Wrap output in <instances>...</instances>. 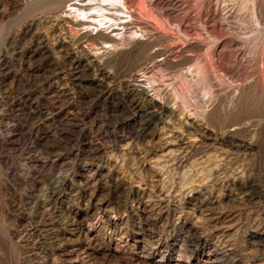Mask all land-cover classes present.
<instances>
[{"label": "rangeland", "instance_id": "obj_1", "mask_svg": "<svg viewBox=\"0 0 264 264\" xmlns=\"http://www.w3.org/2000/svg\"><path fill=\"white\" fill-rule=\"evenodd\" d=\"M22 1L13 7L0 0V264H264V0L108 1L112 17L123 3L127 8L119 10L126 29L117 44L126 53L107 80L79 62L90 40L54 46L65 30L55 29L53 10L71 0ZM99 42L92 52L109 50ZM135 43L167 50L160 67L145 63L156 86L206 117L210 129L236 128L228 135L254 149L206 143L201 132L175 128L189 138L190 159L159 173L154 162L180 147L164 145L172 133L141 141L134 135L146 127L142 104L124 84ZM218 163L220 180L203 185L197 197L175 198L183 173L198 179ZM66 177L74 191L60 180ZM57 202L79 211L90 204L84 232L69 211L55 209ZM179 215L198 225L197 234H180ZM111 239L113 248H102Z\"/></svg>", "mask_w": 264, "mask_h": 264}, {"label": "bare ground", "instance_id": "obj_2", "mask_svg": "<svg viewBox=\"0 0 264 264\" xmlns=\"http://www.w3.org/2000/svg\"><path fill=\"white\" fill-rule=\"evenodd\" d=\"M10 2V4L13 7H16L18 5V3L20 2V0H7ZM22 1V0H21ZM60 1V0H59ZM107 2V3H104ZM111 2L110 0H71L69 5H66L65 8L63 9V6H59V4H61L59 2L58 6L56 9L53 10L54 12V17L55 19V25L54 27H56V30L59 31H64V36H58L56 42L54 43V46L60 49H71V47L74 46V44H78L80 43L83 39L86 40H90L91 42H88L89 45H85L82 47L81 50V56H79V62H82L84 59L93 64L95 67V70L98 71V74L102 77V79H108L110 77H114V72H113V68L115 67L117 60L121 57L123 53H126L125 50H120L117 47V44L120 42V39H122V36L124 35L125 32H123L122 30L126 29V26H122V23L125 22L120 15L118 16L119 10L122 6L126 7V4L123 3V5L121 7H117V9L119 8V10L116 12V17L115 16H110L112 14H110V12L108 11L109 8L106 6H110V4L108 3ZM117 1V0H116ZM23 2V1H22ZM67 2V0H66ZM66 2L64 3V5L66 4ZM51 3V0H50ZM121 4V3H120ZM45 6V5H44ZM47 6V5H46ZM56 6V5H54ZM116 7V6H115ZM52 8V7H51ZM95 8L94 11H92L91 9ZM112 8V7H111ZM110 8V9H111ZM127 8V7H126ZM113 9V8H112ZM121 10L123 12L124 8H121ZM129 11V10H128ZM121 12V11H120ZM122 13V12H121ZM123 14V13H122ZM4 10L0 8V16H4ZM124 16V15H123ZM127 21V19H126ZM53 23V24H54ZM105 23V24H102ZM140 23V22H139ZM51 24V23H50ZM102 24V25H101ZM127 25V24H124ZM141 25V24H140ZM38 26V24H37ZM33 26L28 25L27 29H31ZM75 28L76 31H72L71 28ZM69 28V29H68ZM130 29V28H129ZM60 32V33H61ZM133 32V31H132ZM54 33V32H53ZM63 33V32H62ZM135 33V32H134ZM133 33V34H134ZM55 34V33H54ZM136 34V33H135ZM128 35V34H127ZM131 36V35H130ZM160 36V35H159ZM158 36V37H159ZM132 37V36H131ZM134 39L136 38L135 36H133ZM132 39V38H131ZM137 40V39H136ZM102 41L101 43H103L102 47L105 48H109V50H104L105 52L99 53L97 52H92L93 50H95V48H93L94 46L92 45V42H99ZM134 41V40H133ZM145 41V40H144ZM53 43V42H52ZM100 43V42H99ZM51 44V43H49ZM98 44V43H97ZM139 44V43H138ZM137 43H135V45L133 46L134 48H132V50H129V52L133 51L135 52V57H136V61H134V65L132 66L133 69L132 72L130 73V75L125 79L124 84L127 86V89L130 93V95L133 97L134 100H136L138 102V104H142V115L145 118V126L146 127H140L139 131L134 134L136 139H140V141L142 139L147 138L148 134H153L154 133H158L159 135H161L159 138H161L163 136V134L165 135V133H172L169 134V139L166 140L164 142L165 146H170V145H176L179 146L180 148L177 149H169L168 151H163V153L161 154V156L158 158V160L154 163H156V165L158 166V168L155 167V169H158L159 173H162L163 171H165L164 167H166L168 164L169 165H176L177 167L180 168L181 165H183V163H185L186 160L188 159V155H189V151L185 150V146H187L189 144V141L186 137H178L176 136V133L174 132L175 128H180V130L182 129L183 131L187 132L188 135L198 132V133H202L203 135V141L206 143H212V142H227L228 144L232 145V146H236L238 149L240 150H248V149H254L255 145L251 142H240L237 143V141L235 139H233L231 136L228 135V133H233L235 132L236 128H227L223 133H218L215 130H212L209 128V126H207L205 123V118L206 117H200L198 114L194 112H191L190 108L188 109L186 106H182L181 103L180 105L177 104L176 102V96H173L170 91H167L166 89H163L162 87L156 86V84H154V82H152L150 80V76L149 74L151 73V66L145 65L146 60H152L155 65H158L159 67L164 64V59H162L161 57L163 55L166 54V49H155L153 47V43H145L142 45H138ZM43 47V46H42ZM50 46H46V48L44 47L43 49H49ZM101 47V46H99ZM123 48V47H122ZM93 49V50H92ZM128 52V50H127ZM126 56V55H125ZM118 64V63H117ZM132 64V63H131ZM148 64V63H147ZM204 66V65H203ZM204 69V68H203ZM193 71V69H192ZM193 73V72H192ZM197 73V71H196ZM208 73V72H207ZM198 75V74H197ZM116 76V75H115ZM124 76V75H123ZM100 77V78H101ZM119 78V77H118ZM123 78V77H122ZM210 78V77H209ZM110 80V79H109ZM120 80V79H119ZM122 81V80H121ZM109 83V82H108ZM107 83V84H108ZM112 83V82H110ZM156 83V82H155ZM106 85V84H105ZM257 85V84H256ZM165 86V85H164ZM261 85H259L258 87L260 88ZM104 87V86H103ZM113 87V86H112ZM258 88V89H259ZM262 92H260L261 94H263L264 96V87L260 88ZM244 90V89H243ZM119 90L116 89H109V92L111 95H114L115 93H117ZM245 91V90H244ZM259 92V91H257ZM101 93V92H100ZM244 93V92H243ZM178 95V94H177ZM239 95V94H238ZM262 96V97H263ZM132 99V98H131ZM238 102L237 103H241V97L238 98ZM178 101V100H177ZM236 103V102H235ZM245 103V102H243ZM188 104V103H187ZM237 105V104H236ZM199 106V105H198ZM239 106V105H237ZM140 108V107H139ZM138 108V109H139ZM238 108V107H237ZM116 113V112H115ZM224 114H228V110L227 111H223ZM229 114H230V110H229ZM228 114V115H229ZM141 115V114H140ZM202 115V114H201ZM206 115V114H205ZM142 119V118H141ZM211 120V119H210ZM144 121V119H143ZM144 121V122H145ZM204 121V122H203ZM209 121V120H208ZM212 121V120H211ZM207 122V121H206ZM208 124V122H207ZM222 125V124H221ZM220 126V125H218ZM227 127V125H226ZM235 127V126H234ZM224 128V126H223ZM148 129L152 130L151 133H149ZM169 131V132H168ZM12 132V131H11ZM154 132V133H153ZM183 133V132H182ZM197 133V134H198ZM236 133V132H235ZM233 133V134H235ZM12 134V133H11ZM10 135V133H9ZM187 135V136H188ZM194 135V134H193ZM201 135V134H200ZM231 135V134H230ZM184 136V135H183ZM134 138V137H133ZM142 138V139H141ZM166 139V138H165ZM8 140V139H7ZM86 140L87 143L90 142V144H92L93 138L91 136L88 135L87 132H85L84 134V139ZM152 140V139H151ZM149 140V142L151 141ZM210 141V142H209ZM148 142V141H147ZM221 142V144H222ZM161 144V142H160ZM163 144V143H162ZM163 146V145H161ZM160 147V146H159ZM188 147V146H187ZM193 147V146H192ZM149 148V147H148ZM157 148V146H156ZM155 148V149H156ZM189 148V147H188ZM187 148V149H188ZM159 149V148H158ZM245 151V152H246ZM147 152V151H146ZM192 154V153H191ZM190 154V155H191ZM187 162V161H186ZM189 162V161H188ZM210 162V161H209ZM218 162V161H217ZM124 163V162H123ZM215 163V162H214ZM186 165V163L184 164ZM212 165V163H211ZM172 166V167H173ZM175 166V167H176ZM172 167L170 168V171L172 169ZM176 167V168H177ZM184 167V166H183ZM208 167V166H207ZM224 167V166H223ZM222 164H217L214 165V167H211L210 169H202V175L198 172L199 170H197V172L200 174L199 178H195L193 177V173H189L188 170L186 171V173H183L184 176L182 177L181 181L178 182L179 187L177 188L176 186H174L175 192L176 193L174 196L175 198L178 197V199L180 197L187 199H190L191 196H196L199 195L201 192V188L203 185H205L207 187V183H211L214 181H218L220 180V175L222 173ZM102 168V167H101ZM174 168V167H173ZM182 168V167H181ZM136 169V168H135ZM178 169V168H177ZM176 169V170H177ZM190 169V168H189ZM192 169V167H191ZM199 169V167H198ZM142 170V169H141ZM174 170V169H173ZM179 170V169H178ZM201 170V169H200ZM92 171V170H89ZM95 171V170H94ZM93 171V172H94ZM191 171H194L193 169ZM84 173V172H83ZM169 173V172H168ZM244 173V172H243ZM75 174V173H74ZM85 174V173H84ZM90 174V173H89ZM167 174V173H165ZM163 174V175H165ZM173 174V173H172ZM225 174V173H224ZM72 175V174H71ZM86 175V174H85ZM93 174H91L92 176ZM168 175V174H167ZM223 175V174H222ZM243 175V174H242ZM67 176V175H66ZM75 176V175H74ZM79 176V175H78ZM63 177V176H62ZM89 177V176H88ZM96 177V176H95ZM167 177V176H166ZM180 177V178H181ZM64 178V177H63ZM60 179L63 181V183L69 187V189L71 191H74V187H76L72 182H70L69 178H65V179ZM90 178V177H89ZM239 178V177H238ZM75 178H72V180ZM230 179V178H229ZM228 179V180H229ZM235 179V178H234ZM76 180V179H75ZM78 180V179H77ZM82 180V179H81ZM95 180V179H94ZM172 180V179H170ZM222 180V179H221ZM74 181V180H73ZM90 181V180H89ZM166 181V180H165ZM244 181V180H243ZM61 182V181H60ZM79 182V181H78ZM77 182V183H78ZM85 182V181H84ZM88 182V181H87ZM97 183V181H94ZM234 182V181H233ZM238 182V181H237ZM241 182V181H240ZM62 183V184H63ZM76 183V182H74ZM82 184V181L80 182ZM126 183V182H125ZM175 183V182H174ZM218 183V182H217ZM222 183V182H221ZM235 183V182H234ZM88 183H86L87 185ZM92 184V183H91ZM165 184V183H164ZM169 184V183H168ZM236 184V183H235ZM79 185V183H78ZM90 185V183H89ZM87 185V187L90 188V186ZM246 185V184H245ZM61 186V185H60ZM65 186V187H66ZM81 186V185H80ZM166 186V185H165ZM85 187V186H84ZM177 189H176V188ZM243 187V186H242ZM79 189L82 187H78ZM93 188V187H92ZM95 188V187H94ZM93 188V189H94ZM164 188V186H163ZM162 188V189H163ZM173 188V187H172ZM166 189V187H165ZM173 190V189H172ZM54 191V190H53ZM67 191V190H66ZM95 192V189L93 190ZM229 191V190H228ZM52 192V191H51ZM78 192V191H77ZM76 192V193H77ZM170 192V191H168ZM70 193V191H69ZM75 193V194H76ZM172 193V191L170 192ZM170 193H168L170 195ZM203 193V191H202ZM221 193V192H220ZM74 194V193H73ZM94 194L92 192L91 198L94 197ZM218 194V193H217ZM53 195H55L53 193ZM75 196V195H74ZM77 196V195H76ZM171 196V195H170ZM201 196V195H200ZM53 197V196H52ZM51 197V198H52ZM90 197V196H89ZM197 197V196H196ZM164 198V197H163ZM171 198V197H170ZM181 199V198H180ZM69 200V199H68ZM142 200V199H141ZM171 200V199H170ZM163 201V200H162ZM192 201V200H191ZM89 202V201H88ZM87 202V204H88ZM92 202V201H91ZM69 204V203H68ZM93 204V203H92ZM98 204V203H97ZM139 204H141V201L139 202ZM162 204V203H161ZM164 204V203H163ZM168 205L169 202H167ZM52 206V205H51ZM68 206V205H67ZM42 207V206H41ZM99 207V206H98ZM103 207V206H102ZM101 207V208H102ZM108 207V205H107ZM112 207V206H111ZM45 211L47 207H44ZM58 208L63 209L66 211H69V213L71 215L74 216L75 218V222L76 225H78V229L79 232H84L85 230V220L84 218H88V216L90 217V215H92L91 211V207L90 204L87 205L83 211H79V210H73L71 208H66L62 202H57L55 204V209L58 210ZM106 208V207H105ZM180 208V207H179ZM182 208V207H181ZM48 210V209H47ZM97 210V209H96ZM102 210V209H100ZM99 210V211H100ZM108 210L110 211V209L108 208ZM178 210V208H177ZM180 210V209H179ZM106 211V210H105ZM101 212V211H100ZM99 212V213H100ZM104 212V211H103ZM44 213V212H43ZM91 213V214H90ZM96 213V212H94ZM45 214V213H44ZM90 214V215H89ZM147 214V209L144 208L143 209V215L145 216ZM69 215V214H68ZM70 215V216H71ZM99 215V214H98ZM104 215V214H103ZM102 215V216H103ZM95 216V214H94ZM100 216V215H99ZM148 216V215H147ZM180 216V215H179ZM93 218V217H92ZM103 219V218H102ZM145 219V218H144ZM88 220V219H87ZM178 221V220H177ZM176 221V222H177ZM107 222L109 223V225L114 226V230L116 231L118 229L117 225L114 223V221L107 217ZM180 227L179 232L180 234H183L184 232H190V233H195L197 234L198 229V225L191 221L189 218L184 217V216H180L179 217V221L177 223ZM108 226V225H107ZM106 226V227H107ZM218 226V225H217ZM231 226V225H229ZM176 227V226H174ZM209 227V226H208ZM109 229V228H108ZM178 229V228H177ZM228 229V228H227ZM121 230V228H120ZM87 231V230H86ZM85 231V232H86ZM124 232V231H123ZM178 232V233H179ZM206 232H208L206 230ZM125 233V232H124ZM82 233H80L81 235ZM194 234V235H195ZM199 237V236H198ZM140 239V238H139ZM199 240H201V238H198ZM124 240V239H123ZM127 240V239H126ZM114 240L111 239V244L109 246H104L102 248L104 249H111L113 248V243ZM119 242V241H118ZM119 243H117L118 245ZM116 246V245H115ZM121 246V245H120ZM146 248V247H145ZM206 260V259H205ZM211 258L209 257L207 261H210ZM253 263V262H252ZM256 263V262H255ZM249 264H251L249 262Z\"/></svg>", "mask_w": 264, "mask_h": 264}]
</instances>
